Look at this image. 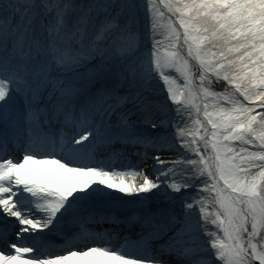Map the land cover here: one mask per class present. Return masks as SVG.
Segmentation results:
<instances>
[{"label": "snow or ice", "instance_id": "snow-or-ice-1", "mask_svg": "<svg viewBox=\"0 0 264 264\" xmlns=\"http://www.w3.org/2000/svg\"><path fill=\"white\" fill-rule=\"evenodd\" d=\"M0 264H264V0H0Z\"/></svg>", "mask_w": 264, "mask_h": 264}, {"label": "bare ground", "instance_id": "bare-ground-1", "mask_svg": "<svg viewBox=\"0 0 264 264\" xmlns=\"http://www.w3.org/2000/svg\"><path fill=\"white\" fill-rule=\"evenodd\" d=\"M129 171H131V170H129ZM139 179V178H138Z\"/></svg>", "mask_w": 264, "mask_h": 264}]
</instances>
